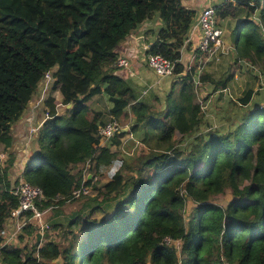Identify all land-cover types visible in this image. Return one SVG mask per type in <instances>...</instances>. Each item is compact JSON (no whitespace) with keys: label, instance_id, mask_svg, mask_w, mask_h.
<instances>
[{"label":"trees","instance_id":"obj_1","mask_svg":"<svg viewBox=\"0 0 264 264\" xmlns=\"http://www.w3.org/2000/svg\"><path fill=\"white\" fill-rule=\"evenodd\" d=\"M157 15L163 25L146 55L175 64L158 108L140 100L116 65L120 45ZM197 20L183 0H0V142L13 145V125L51 74L65 113L54 97L46 100L38 149L22 178L42 188L44 219L78 207L66 225H55L56 240L42 241L30 219L20 243L7 245L6 224L20 205L10 162L0 170V264H264V106L251 91L232 110L228 102L213 110L214 98L229 99L231 75L212 82L203 74L207 109L196 102L182 57ZM216 20L223 30L222 21H233L235 62L264 69V0H228L216 7ZM98 96L111 120L130 126L104 145L97 137L103 113L92 102ZM114 147L122 164L103 190L74 197L84 180L91 187L114 164ZM227 190L226 208L212 203ZM98 201L109 203L100 219ZM189 202L195 208L186 217Z\"/></svg>","mask_w":264,"mask_h":264},{"label":"rangeland","instance_id":"obj_2","mask_svg":"<svg viewBox=\"0 0 264 264\" xmlns=\"http://www.w3.org/2000/svg\"><path fill=\"white\" fill-rule=\"evenodd\" d=\"M224 1V0H217ZM228 1V0H227ZM188 5H192L193 8L197 10L198 13L202 12L203 9V1L202 0H184ZM193 2V3H192ZM202 7V8H201ZM201 10V11H200ZM225 28L226 33V39H225V48L224 53L219 54V60H206V57H201L197 59L196 62V68L200 67L202 68L203 72L207 73L209 77L214 81L218 82L219 80L225 81L227 80L228 76L231 75L233 78L229 81V84L227 85L228 91L227 94L229 96V99L225 100L224 98H214L213 101V110L216 112H221L224 110L226 106V102L231 104L230 109L232 110L234 108V105H232L235 102H241L243 98L247 95L248 92L260 93L261 99L260 102H262V105L264 106V69L260 66H254L252 64L246 63L243 66L246 68H241L240 63L235 62L234 55L232 53L233 46L232 42L237 39L236 33L234 37L230 36L231 30L230 27L233 25V21H222ZM163 25L162 21L160 20L159 16L157 15L152 21L148 23V25H144L143 29L141 31V37L137 38V42L139 44L143 45H152L154 41L157 39L155 36V32ZM237 27V24L234 25L235 29ZM125 42V41H124ZM123 42V43H124ZM122 43V44H123ZM120 45V47L122 46ZM143 45L138 54L141 53V57H144L145 54L142 52ZM189 46H193V44H188L184 47V55L188 56L193 52V48L191 47V50H189ZM119 47V49H120ZM117 51L118 55H120V51ZM185 51H188V53H185ZM138 54L134 55L136 57ZM146 62V60H145ZM119 70L120 76L123 77V72ZM206 70V71H205ZM158 78V77H157ZM129 84H132L134 87H138L139 85L135 83L133 80H129ZM158 82V79H157ZM54 84V78L51 74L46 76L41 84L38 87L37 93L35 94L31 104L27 108V110L24 113L23 121L21 125L18 127H15L12 132L13 137V145L11 147H6L0 142V170H3L4 168H8V164L10 162H13V166H10L8 169V178L13 185L15 189L19 187L21 182L24 181L22 178V169L25 167L30 160L37 152L38 146H37V137L39 134V130L42 128V124L44 123L46 117H47V110L45 102L49 97H54L56 99V104L58 106L59 113L64 114L65 113V107L62 104V96L61 94L57 92H53ZM204 92L205 94L208 92L207 89L209 88L207 83H204ZM166 91V90H165ZM165 91L161 93V91H157L155 87H152L151 83L144 84L140 87L139 93L137 91V95L139 98L143 96L142 94L145 92L144 97H141L140 100L151 103L153 106L158 108L159 103L163 100V96L165 94ZM204 94V95H205ZM207 96V95H206ZM206 96H203L202 100L205 99ZM216 97V96H215ZM160 100V102H156L157 100ZM213 100V99H212ZM92 102L94 103V106H96L100 112L103 113L102 121L104 123L110 122L111 117L109 115V108L107 106V102L104 97L98 96L95 97ZM198 102V100H196ZM91 104V102L89 103ZM210 105V104H209ZM232 112V111H231ZM210 116L215 117L214 113L210 112ZM122 127L124 128L123 132H127L130 128V126L127 124L128 121L123 120L122 122H119ZM215 128V126L213 127ZM130 137V136H129ZM129 137L126 136L125 138H122V142H127L129 140ZM106 144V143H104ZM103 144V145H104ZM139 150V149H138ZM113 151L118 153L117 149L114 147ZM140 151V150H139ZM122 164V154H117V160L114 162V164L111 167H102L100 170V173L97 174V183L92 184L90 187L92 190V196L94 197L96 194L98 195L99 189L103 190L102 187L107 183V181L110 180L111 176L121 167ZM96 178V177H95ZM95 179V182L96 180ZM233 200V195L230 190H227L224 194L217 196L212 199V203L219 205L223 208H226L229 203ZM102 201H98L94 203L96 206H102V208L97 209L96 216L100 219L107 216V213L105 214V211L108 210L107 206L105 204H101ZM195 208V205L191 204V202L188 203V207L185 211V216L188 217L190 215V212L192 209ZM105 209V210H104ZM78 207H72L71 205H66V207H60L52 211V215L46 217L43 219L41 223H37L36 226L40 227V238L41 240H56L59 236V232L53 229L55 225L64 224L66 225L71 219H73L75 216H77ZM30 220V217H27V224ZM11 225L7 230L6 240L8 244L10 245H18L20 243V237L19 235L24 234V227H22L21 232L19 233L17 224L14 222L12 223L10 220L7 221V225ZM26 224V225H27ZM31 227V226H29ZM35 231V229L33 230ZM27 235L25 237V242H29L31 236L33 238L36 237V235ZM12 236V237H11ZM10 238V241H8ZM57 264V263H54Z\"/></svg>","mask_w":264,"mask_h":264},{"label":"built area","instance_id":"obj_3","mask_svg":"<svg viewBox=\"0 0 264 264\" xmlns=\"http://www.w3.org/2000/svg\"><path fill=\"white\" fill-rule=\"evenodd\" d=\"M227 0H224V4ZM204 7L197 20V28H199L201 34L197 42L195 50L187 56L185 65V71L182 74L187 76L192 72L193 83L197 93V100L203 110L208 107V102L205 99L202 100L203 96H206L204 92V84L202 82L203 70L202 68H196V62L198 57H206V60H219V54L224 53L226 33L225 30L220 28L216 20V7L218 6L217 0H203ZM219 4V5H222ZM189 40L188 42H190ZM150 45H144L143 53L149 50ZM184 56V50H183ZM148 66L154 71L158 78H166L174 74L175 64L159 55H146ZM183 60V57H182ZM119 69L128 70L130 68V62L126 58L119 59L117 62ZM48 76V75H47ZM228 90H225L227 92ZM205 94V95H204ZM206 98V97H205ZM124 128L122 125L115 120H111L106 124L102 125L98 129L97 137L100 139L101 144L110 141L112 138L123 133ZM87 167H91V163H87ZM92 178V174L89 175ZM84 180L83 185L80 189L73 192L74 197L81 196H92V190L86 186ZM15 195L20 198L19 208L15 209L9 220L17 224L19 233L22 227H25L27 217L33 219L37 223H41L44 219L45 213L41 212L37 206V203L44 199V192L42 188L31 185L25 181L21 182L19 187L15 191ZM41 230V229H40ZM12 237V236H11ZM10 241V238L9 240ZM6 244L8 242L6 240Z\"/></svg>","mask_w":264,"mask_h":264},{"label":"crops","instance_id":"obj_4","mask_svg":"<svg viewBox=\"0 0 264 264\" xmlns=\"http://www.w3.org/2000/svg\"><path fill=\"white\" fill-rule=\"evenodd\" d=\"M191 1H194V0H191ZM183 3H184V5L186 7L193 8L192 5H188L186 2H184V0H183ZM222 3H223V1H221V2L219 1L218 5L219 4H222ZM203 6H204V4H203ZM193 9H195V8H193ZM199 15H200V13H198V17H199ZM148 23L149 22L142 24L137 30H135L131 34V36L122 44V46L119 49V51H120V55H119L120 56V59L126 58L130 62V68L128 70H125V69H122L121 70L123 72V78L124 79H128L129 78V80L131 79V80H133L135 83H137L139 85L136 88L132 84H129L133 88V90L135 91V93H137V91L139 92L140 87L142 85H144V84L151 83L152 84V87H155L157 91H160L161 89H168L170 87V83L175 82L174 80L172 81L171 79H169V77L162 78V79L157 78V75L154 73V71L147 64L146 54H145V59H144V57H141V53L138 54L140 52L143 44H139L137 42V38L141 37V31L143 29V26L144 25H148ZM200 34H201V32H200L199 28H197V23H196L194 25V27L192 28L191 34H190V40H191L190 43L193 44V46H191V47L194 50H195L196 45H197V42H198V40L200 38ZM143 47H144V45H143ZM191 47L189 48V50H191ZM142 52H143V50H142ZM185 53H188V51H185ZM136 54H138V55L136 57H134V55H136ZM187 59H188L187 56L184 55L182 62L185 64L186 61H187ZM145 60H146V62H145ZM203 74L205 76H207L212 82H214L209 77V75L207 73L204 72ZM157 79H158V82H157ZM128 82L130 83V81H128ZM139 93H141V92H139ZM142 95L143 96H141V97H144L145 92ZM34 96H33V98H34ZM31 102H30V104H31ZM24 113H23L22 117L19 119V121H17L13 125L12 129H14L15 127H18L19 125H21V123L23 121ZM12 132H13V130H12ZM22 171H23V169H22ZM10 226L11 225L9 224L6 227L5 237H6L7 233H8L7 230H8V228Z\"/></svg>","mask_w":264,"mask_h":264}]
</instances>
